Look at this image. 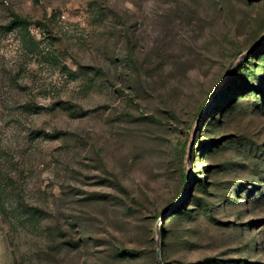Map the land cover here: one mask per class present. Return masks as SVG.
<instances>
[{
  "label": "rangeland",
  "instance_id": "1",
  "mask_svg": "<svg viewBox=\"0 0 264 264\" xmlns=\"http://www.w3.org/2000/svg\"><path fill=\"white\" fill-rule=\"evenodd\" d=\"M158 238L264 264V0H0V264Z\"/></svg>",
  "mask_w": 264,
  "mask_h": 264
},
{
  "label": "water",
  "instance_id": "2",
  "mask_svg": "<svg viewBox=\"0 0 264 264\" xmlns=\"http://www.w3.org/2000/svg\"><path fill=\"white\" fill-rule=\"evenodd\" d=\"M249 51L246 52V54H248ZM156 231L158 232V228L156 227ZM159 243H160V240L159 238L157 239V251H156V260L158 262V264H163L162 262V259H161V256H160V251H159Z\"/></svg>",
  "mask_w": 264,
  "mask_h": 264
},
{
  "label": "trees",
  "instance_id": "3",
  "mask_svg": "<svg viewBox=\"0 0 264 264\" xmlns=\"http://www.w3.org/2000/svg\"><path fill=\"white\" fill-rule=\"evenodd\" d=\"M127 253H128V251H127Z\"/></svg>",
  "mask_w": 264,
  "mask_h": 264
}]
</instances>
